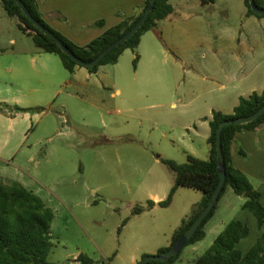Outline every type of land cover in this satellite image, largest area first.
<instances>
[{"label":"rangeland","instance_id":"rangeland-1","mask_svg":"<svg viewBox=\"0 0 264 264\" xmlns=\"http://www.w3.org/2000/svg\"><path fill=\"white\" fill-rule=\"evenodd\" d=\"M12 18L9 31L0 30V182H20L52 209L53 245L47 260L133 264V256L158 254L202 197L198 189L178 186L167 206H147L153 195L164 199L174 183V172L161 159L186 161L182 142L173 137L182 129L188 106L171 95L177 85L171 83L170 64L159 65L167 82L151 84L138 100L93 87L86 90L93 105L82 101L83 106L68 94L74 88L64 86L66 75L61 72L67 71L57 55L39 50L56 58L58 71L48 60L38 58L33 68L26 55L11 53L12 38L16 45L21 38V46H34L18 27V19ZM120 62L132 72L133 57ZM148 92L162 96L151 97ZM63 102L70 110H64ZM17 106L27 110L19 111ZM169 137L175 139L173 144ZM197 153L205 159L203 150ZM137 205L143 210L133 213ZM228 207L229 211H218L210 219L206 236L185 245L168 264H192L221 231L225 223L220 220L238 217L239 201L234 199ZM247 225L249 233L240 240L241 249L252 245L258 235L250 222ZM78 255L90 261L76 260Z\"/></svg>","mask_w":264,"mask_h":264},{"label":"crops","instance_id":"crops-1","mask_svg":"<svg viewBox=\"0 0 264 264\" xmlns=\"http://www.w3.org/2000/svg\"><path fill=\"white\" fill-rule=\"evenodd\" d=\"M35 1L42 17L53 29L74 43L85 45L106 28L117 24L125 15L140 10L146 0ZM168 1L172 5V12L160 19L156 27L141 35L136 47L139 58L132 72L120 62L129 55L134 57V52L126 48L115 63L103 64L106 68L102 69L103 65H100L96 72H90L85 66H78L73 72L66 70L67 74H61L66 75L64 86L74 88L68 94L77 97L83 106L84 101L93 105L86 96V90L93 87L110 88L111 96L123 95L127 100L135 101L147 94L143 91H147L151 84L161 86L167 82V74L159 65L169 63L171 83L177 85L171 95L188 106L184 111L186 118L182 129L173 138L182 142L186 156L191 154L200 158L197 153V149H200L207 158L208 121L212 110L231 113L240 96L264 88V16L247 14L245 0ZM0 9L4 10L1 0ZM12 17L6 12L0 13V30L9 31L12 20L8 19ZM97 21L102 23L97 24ZM20 41L16 45V40L10 39L11 53L26 55L33 68L38 58L48 60L50 66L58 71L56 58L42 55L34 43V46L26 47L21 46ZM148 93L151 97L162 96L161 92ZM61 106L66 111L70 110L64 102ZM57 131L61 133L59 129ZM169 138L173 144L175 139ZM239 150L245 154L239 153ZM231 157L233 165L244 172L252 186L259 191L260 201L264 205V124L254 129L236 131L231 144ZM152 198L157 202L161 196L153 195ZM234 199L239 201V210L238 217L232 219L246 224L250 222L259 235L261 229L257 227L252 212L242 207L245 197L234 193L230 187L225 189L213 215L205 223L206 233L210 219L219 212L229 211V203ZM220 221L222 224L228 222L224 219ZM250 245L247 243V247L240 249L246 251ZM140 259L133 256V264Z\"/></svg>","mask_w":264,"mask_h":264},{"label":"trees","instance_id":"trees-1","mask_svg":"<svg viewBox=\"0 0 264 264\" xmlns=\"http://www.w3.org/2000/svg\"><path fill=\"white\" fill-rule=\"evenodd\" d=\"M21 1L34 19L53 33L76 57L84 61H89L96 57L109 44L130 30L141 18L149 4V0H146L144 6L134 14L125 15L117 24L106 28L100 35L87 44L78 45L53 29L44 20L35 0ZM254 1L257 6L264 8L262 0ZM1 3L9 16L18 19V27L31 37L34 45L39 50L56 54L63 67L69 72H73L76 67L81 66L64 53L51 37L38 29L26 17L14 0H1ZM245 5L247 7V14L264 16V14L254 12L248 0H245ZM172 10V5L168 0H155L149 15L131 37L113 48L97 64L86 68L90 72H96L100 65L115 63L126 48H130L134 52L133 66L135 67L139 58L136 47L141 35L145 31L156 27L157 22L167 17ZM96 23L101 24L102 21H97ZM263 104L264 88L261 91H252L247 96H240L238 103L234 106L231 113H223L220 110L213 109L208 121L210 131L207 137L209 144V155L207 158L202 159L187 154L186 161L181 163L172 159H161L174 172V183L164 199L157 202L148 199V207H152L155 204L167 206L171 202L172 195L178 186L198 189L202 192V197L194 205L191 212L183 217L180 224L174 229L169 245L159 248L158 253L168 249L185 232L200 211L206 206L218 184L220 175L216 168V129L219 123L227 118L252 114ZM16 109L19 111L27 110V108L20 106H17ZM263 124L264 111L248 122L227 124L222 128L220 138L225 180L215 204L184 246L204 237V225L213 215L217 202L227 187H230L234 193L245 197L242 207L251 211L255 217L257 227L261 229L258 237L246 251H242L237 244L248 235L249 227L240 220L231 219L224 225L223 229L205 251L195 258L192 264H264V205L260 201L259 191L252 186L247 175L233 165L231 157V144L236 131L245 128L254 129ZM239 153L245 154L242 150H239ZM142 210L143 206L137 205L133 207L132 211L133 213H139ZM53 216L52 209L46 205L42 198L27 189L20 182H0V264H63L47 260V255L53 245L50 232V223ZM181 250L166 261H149L146 264L171 263L178 258ZM76 260L81 262L90 261L89 258L83 255H78ZM139 262L140 260L136 264H139Z\"/></svg>","mask_w":264,"mask_h":264},{"label":"water","instance_id":"water-1","mask_svg":"<svg viewBox=\"0 0 264 264\" xmlns=\"http://www.w3.org/2000/svg\"><path fill=\"white\" fill-rule=\"evenodd\" d=\"M21 8L23 13L26 15V17L43 33L51 37L60 47V49L66 53L68 56H70L74 61H76L81 66H92L97 64L107 53H109L113 48L123 43L125 40H127L129 37H131L134 32L142 25V23L145 21L147 16L149 15L150 11L153 8L155 0H149V4L146 7L143 15L141 18L128 30L124 35L113 41L111 44H109L103 51H101L96 57L89 61H84L76 57L65 44H63L53 33H51L48 29H46L44 26H42L36 19L33 18V16L30 14L27 7L23 4L21 0H14ZM250 7L252 10L259 14H264V8H260L257 6L254 0H248ZM264 111V104L258 108L255 112L252 114H249L247 116L242 117H235V118H227L222 120L216 129V153H217V170L219 172V181L218 184L213 191L208 203L206 206L200 211V213L196 216V218L193 220V222L190 224V226L185 230L183 234H181L171 245L168 249L165 251L158 253V254H146L141 259L139 264H146L149 261H166L173 255L179 252L181 248L184 246V244L189 240V238L194 234L200 223L203 221V219L206 217V215L209 213L213 205L215 204L217 197L219 195V192L221 190V187L225 180V169L222 159V153H221V130L222 128L227 124H239V123H245L248 122L257 116H259Z\"/></svg>","mask_w":264,"mask_h":264}]
</instances>
